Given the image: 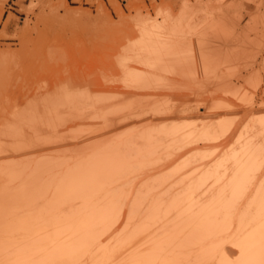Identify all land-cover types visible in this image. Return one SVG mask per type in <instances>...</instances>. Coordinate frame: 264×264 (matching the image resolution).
<instances>
[{
  "label": "rangeland",
  "instance_id": "1",
  "mask_svg": "<svg viewBox=\"0 0 264 264\" xmlns=\"http://www.w3.org/2000/svg\"><path fill=\"white\" fill-rule=\"evenodd\" d=\"M224 14L229 20L226 17L223 21L217 18ZM216 18V23L221 21L219 27L222 28L219 30V23H213ZM227 22L231 28L229 37H226ZM213 25L218 30L216 37ZM233 25L235 31H232ZM210 26L213 33L208 32ZM154 28L165 31H152ZM220 35L222 38H219ZM154 39L160 40L162 52H159V61L155 56V65H163V59L161 63L160 59H165L164 53L168 54L171 48H177V52L179 48L183 49L182 46L185 48L184 58L179 52V55L174 54L175 50L170 53V58L178 61L176 66H170L176 68L167 71L169 66L166 65L164 71L162 67L151 70L149 65L155 53L152 55L143 43ZM196 55L202 57L203 65L207 66L205 72H200L199 66H196ZM193 56L195 61H191ZM216 61L218 67H215ZM160 68L162 71L158 70ZM256 81L259 84L253 88ZM204 104L210 107L207 112L203 111ZM162 105H167L168 110L160 116L165 118L167 114L171 118L162 121L163 124L154 123L151 129L155 133L158 130L162 132L160 129L165 127L159 129L158 126L167 125L165 128H168V122L178 123L182 129L183 124L190 126L192 132L195 127L199 128L201 122L207 123V115L214 111L217 115L212 116L214 122L219 121L218 117L225 121L243 117V122L246 121L249 127L257 125V118L264 121V0H0V167L10 172L3 176L5 180H2L3 174L0 175L3 187L2 190L0 185V193L2 190L3 195L5 193L8 197L7 201L5 196L0 198V217L4 214L1 217L3 221L0 219V238L1 233L6 231V225L18 220L20 214L26 211L21 209V204L33 203L31 190L25 192L19 202L13 201V198L17 194L14 192H19L23 185L35 184L36 178L32 177L31 181L28 176L31 178L33 173L30 172L36 170V166H45L50 161L51 165L55 164L46 166L43 178L49 177V181L53 176L56 186L65 168L75 167L76 160L86 157L95 148L101 146L104 152L110 145L118 143L119 150L123 148L124 151L139 142V135L147 134L144 122L141 123L143 113L144 116L145 113L156 115L152 111L162 108ZM147 114L143 117H148ZM109 120L114 125L111 123L108 126ZM104 121L109 122L105 125ZM181 128L176 129L180 131ZM235 134L230 142L227 141L228 146L216 148L211 145L207 150L197 149L198 153L208 154L203 162L206 164L204 170L215 167L217 163L220 166L225 161L221 152L228 148V151L232 150ZM123 135H126L128 143L126 137L121 140ZM263 139L259 137L258 144H263ZM56 161L60 168H56ZM11 167H14L13 171ZM22 168L26 170L23 175L19 171ZM35 173L33 176H36ZM263 175L264 167L256 183ZM256 183L239 206L236 216L251 196ZM84 199L69 200L66 207L60 208L63 207L60 205L57 209L65 210L64 215L68 213L66 210L82 209L88 202ZM76 201L80 203L75 206ZM26 215L31 218L32 210ZM235 227L236 221L227 236L200 247L188 259L184 258L186 249L178 248L177 254H168L155 264H172L171 261L173 264H190L205 248L227 241ZM3 252L0 256L6 259L7 253ZM34 253L30 252L29 259L38 263L44 254ZM92 255L94 252L87 259ZM1 257L0 264H5L6 260L3 258L5 261H1Z\"/></svg>",
  "mask_w": 264,
  "mask_h": 264
},
{
  "label": "bare ground",
  "instance_id": "2",
  "mask_svg": "<svg viewBox=\"0 0 264 264\" xmlns=\"http://www.w3.org/2000/svg\"><path fill=\"white\" fill-rule=\"evenodd\" d=\"M224 15L216 17L222 21L224 20L223 17L228 19L226 14ZM218 19L213 23L216 25L219 23L217 25L219 30L222 27H219L221 21L216 23ZM213 23H210L211 26ZM227 24L226 37H229L228 31H231V28L228 22ZM216 25L213 26L216 28ZM211 26L209 29L207 28L209 33H213L210 31ZM217 28L215 29V37L218 32ZM233 29L234 25L232 31ZM160 30L162 32L164 29H152L156 32H160ZM219 38L222 36L220 35ZM159 41L154 39L145 41L146 44L143 43V46L152 55L155 53L149 67L152 68L151 70L154 67L156 70L162 67L163 71L168 66L167 71L176 68L173 66H176L178 61L175 57V59L170 58V53L176 51L174 54L179 52V54L181 53L180 56H183L185 48L182 46L183 49L179 48L178 52L177 48L174 49L175 51L171 48L168 54L164 53L166 58L160 59V63L163 59V65H155V56L159 61L161 57L159 52L162 53ZM156 52L158 53L156 54ZM195 57L198 63L196 66H199L200 72H205L207 66L203 65L202 57H197V55ZM195 57L193 56L194 59L190 58L191 61H195ZM203 57L205 58L206 55ZM168 58H170V62L167 60ZM170 64L174 65L170 66ZM186 67L189 69L187 65ZM215 67H218V64ZM158 70L162 71L161 68ZM175 73L178 75V72ZM146 78L148 77L146 76ZM258 84L256 81L253 88ZM167 105H162V108L153 110L152 112L157 113L156 115L145 113V116L146 114L149 116L144 118L143 113L144 117H141L142 122H140H144L143 125H145L144 129L147 134L139 135L141 137L139 142L129 148L124 145L127 149L123 151L121 148L122 152L119 150L118 143L110 145L104 152V148L102 150L101 146L98 147L101 149L95 148L86 157H80L76 160L74 162L75 167L68 168V166V169L62 170V178L58 184H55L56 186L52 181L53 176L49 181V177L43 178L47 171L46 166H55L54 162V165H51L50 161L45 166L44 164L39 165L38 168L36 166V170L30 172L34 175L36 171V176H31V174V178L28 176V180L33 179L32 177L36 178L37 181L34 179L35 184L26 179L30 185H23L19 192H14L17 194H13V201L18 200L19 202L22 200V195L31 190L34 199L31 198L33 203L30 205L25 202L21 204V209L26 211L22 215L20 214L18 220L9 221L12 222L10 224L7 222L9 225L4 222L6 231L3 230L4 234L1 233L0 252L2 255L4 250L3 253H7L6 257H8L5 259L4 256H0L1 261L4 258L5 264H155L168 254L171 256H174L172 255L173 252L177 254L180 250L178 248L186 249L184 258L188 259L200 247L217 242L227 236L232 229L233 222L236 221V227L227 241L205 248L206 250L195 256L190 264H264V175L261 181L256 183L264 167V143L262 144L260 141V145L258 144L259 137L264 138V121L257 118V120L259 119L257 125L249 127L246 121L243 122V117L237 120L233 117L235 121L232 119L225 121L224 118L218 117L219 121L214 122V119L212 120V116L215 115L214 111L213 114L207 115V123L201 122L199 128L195 127L192 132L189 129L190 126L183 124L185 127L182 126V129L180 125H177L178 123L174 125V122H168V128H165L167 125L158 126L159 129L165 126L163 130L160 129L162 132L159 130L157 133L154 130L152 132L151 126L154 123L161 122L163 124L162 121H169L168 118H171L167 114L165 118L160 116L165 115V111L168 110ZM209 108L205 105L203 111L209 110ZM197 110L199 111V109ZM162 111L163 113H161ZM107 115L110 116V114ZM138 116L140 119V114ZM140 122L137 123L141 124ZM111 123L113 124L110 121L108 126ZM139 124L136 125L142 127ZM134 127L141 130L139 127ZM179 127L181 128L180 131L176 129ZM145 131L143 130V132ZM233 134L236 136L233 138L232 146L230 145L232 150L228 151V148L227 151L221 152L225 161H222L220 166V163H217L218 167L215 165V167H207L204 170L206 164L203 162L208 158V154L198 153L197 149L206 148L207 150L211 145L217 146L216 148L226 146L231 141ZM82 137L86 136L82 135ZM125 137L126 135L121 140H124ZM96 141L95 143H97ZM126 141L128 143L127 137ZM227 141L229 142L227 143ZM192 151L196 152L192 153ZM44 159L46 160V158ZM56 162V168H60L61 165L58 166L59 162ZM6 163L8 164V162ZM60 163L62 164L63 161ZM13 168L11 167L12 171ZM4 169L2 170V166L0 167L2 177L7 176L6 173H10L6 170L7 168L4 167ZM17 169L18 167H16V173ZM19 171L23 175L26 170L22 168ZM13 175H15L14 172ZM13 175L12 178L15 179ZM22 175L19 174V176ZM4 177L2 180H5ZM23 181L25 182V180ZM1 183L0 181V185ZM255 183L257 185L251 196L236 216L239 206L248 197ZM10 189L13 190L14 188ZM1 193L0 198L3 199L5 196L7 201L6 194L3 195L2 193L1 196ZM80 198L88 200L87 204L81 207L82 209L73 210L74 208H70L71 210H66L68 213L65 215V210H60L62 211L60 212L57 209L60 205L63 206L60 208L66 207V202L69 200ZM77 202L79 201L75 202V206ZM17 203L16 205L19 204ZM30 210H32L33 216L27 218L26 214ZM1 217L0 219L3 218ZM0 231H2L1 227ZM32 251L35 252V255L37 252H40L41 255L44 254L40 259L38 258V263L30 261L28 255ZM91 252H94V255L90 256L88 260L87 257ZM182 253L184 252L182 251ZM232 255L234 256L232 257ZM170 263L173 264L172 261Z\"/></svg>",
  "mask_w": 264,
  "mask_h": 264
}]
</instances>
